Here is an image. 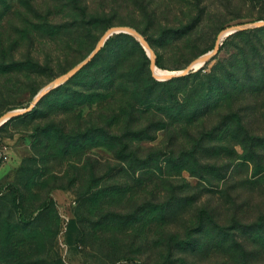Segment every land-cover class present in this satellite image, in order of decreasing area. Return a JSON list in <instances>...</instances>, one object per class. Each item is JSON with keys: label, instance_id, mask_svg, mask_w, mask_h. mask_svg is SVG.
<instances>
[{"label": "rangeland", "instance_id": "rangeland-1", "mask_svg": "<svg viewBox=\"0 0 264 264\" xmlns=\"http://www.w3.org/2000/svg\"><path fill=\"white\" fill-rule=\"evenodd\" d=\"M259 19L264 0H0V116L29 107L111 26L139 28L158 67L179 72L222 30ZM237 32L156 92L148 50L106 40L67 86L0 123V264H243L199 218L264 217V155L226 122L239 113L264 134V43ZM248 246V263L264 264V245Z\"/></svg>", "mask_w": 264, "mask_h": 264}, {"label": "trees", "instance_id": "trees-1", "mask_svg": "<svg viewBox=\"0 0 264 264\" xmlns=\"http://www.w3.org/2000/svg\"><path fill=\"white\" fill-rule=\"evenodd\" d=\"M74 1L77 2V0H74ZM134 27H136V26H134ZM137 29L139 30V28H137ZM139 31L142 32L141 30H139ZM262 31H264V25L259 26V27L239 30L237 33H247V35H251L253 33L257 39H255V38L250 39V43L252 45H255L257 42H259V43L263 42L264 43V37L261 34ZM121 36L130 37L137 45H139V47L141 48L142 51H145V48L140 43V41H138L132 34H128L126 32L115 33L114 35L110 36L107 39L106 43H109L111 40H114V39L121 37ZM255 41H256V43H255ZM94 59L95 58H93L88 63V65L90 63H92ZM156 62H157V64H160L158 59L156 60ZM201 70H202V68H200L196 72H190V73L184 74V75L173 76V77L166 79V80L157 79L156 77H154L153 74H150L149 76H147V81L149 82V87H150L151 92H152V91L157 90L156 88L159 85L168 84V83L173 82L175 80L186 79V78L190 77L192 74L199 73ZM119 77L121 79L124 78L123 74L119 75ZM145 79H146V77H145ZM113 82H114V79L111 78L107 81V84L105 83L106 85H103V87L104 88L108 87ZM68 83L69 82L66 81V82L62 83L61 85L55 87L54 89L63 88L65 86H67ZM142 91H144V89ZM155 92H154V94H155ZM150 96H151L150 98L152 100V103L159 102V97L157 95H150ZM176 96L177 95H175V97ZM43 98L39 102H41L43 100ZM83 100L84 101H81V102H85V97ZM198 108L199 107H197V109ZM197 111L198 110H195V113L193 114V118H191V121L193 119L195 120L196 116L198 115L196 113ZM126 113H129V112H126ZM231 114H234L235 116H232ZM186 116H188V115H186ZM233 117L234 118L236 117L235 119H238L239 124L243 127V129L246 132V137H245L246 145H244L245 148L249 152H252L254 155H256V157L260 158V156L264 155V149L261 145L262 144L261 142L264 140V134H261L259 131H256V132L251 131L249 128V125H248L249 121H243V119L241 118V115L239 113H236V114L234 112L230 113L229 117L227 118L228 120L226 122H228L230 120L232 121ZM183 118H185V117H183ZM196 120H197V118H196ZM139 132H140V130H136V131H134V134H136V136H137V134H139ZM15 201H18L17 195L15 197ZM205 216L209 217V219L212 221L214 230L216 231V234L220 238H223V240L224 239L229 240V245L231 244L232 247L236 246L237 248H239V251H240L242 257L246 261V262L244 261L243 264H250V263H248L249 260H246V258L249 257L250 254L253 253L254 249L249 247L248 244L254 243L257 245H264V217H261L260 219H258L256 221H252L250 223H245V222L241 221L240 219H237L236 217H234L230 224L229 223L228 224H220L216 219H214L213 214H211V212L207 208H202L200 210V215H199V218L201 219V221L206 220Z\"/></svg>", "mask_w": 264, "mask_h": 264}, {"label": "water", "instance_id": "water-1", "mask_svg": "<svg viewBox=\"0 0 264 264\" xmlns=\"http://www.w3.org/2000/svg\"><path fill=\"white\" fill-rule=\"evenodd\" d=\"M262 25H264V19H259V20L255 21L254 23H251V24L250 23H243V24H236V25H234L233 28L228 27L229 29L222 30L219 33L217 40H216V44L211 50H209L206 53L197 57L185 69H183L179 72L167 71L165 73H159L157 71L158 65L156 62V53L152 49L149 41L145 38V36L137 28L130 26V25H114V26H111L110 28H108L104 32V34L101 36L96 48L93 51H91V53L86 58L81 60L79 63H77L72 68H70L68 71L58 75L50 84L44 86L38 92V94L34 97L32 103L29 105V107L12 109V110L7 111L3 115H1L0 116V123H2L4 120H6L8 118L23 114L24 112L28 111L29 109H31L34 106L35 103L40 101L48 91H50L54 87L61 85L62 83H64L66 81L67 78H69L70 76H72L75 73H77L78 71H80L86 64H88L95 57L97 52H99V50L104 45L105 41L111 35H113L115 33L126 32V33H130V34H133L134 36H136L142 42L145 49H147L148 52L150 53V55L152 56L151 69H152L153 75L157 79L164 80V79H169L173 76L188 74V73L195 71V70L199 69L200 67H202L209 59H211L219 51L220 44L222 43V39H223L225 34H230V33H233V32L239 31V30L247 29L249 27H256V26H262Z\"/></svg>", "mask_w": 264, "mask_h": 264}, {"label": "bare ground", "instance_id": "bare-ground-1", "mask_svg": "<svg viewBox=\"0 0 264 264\" xmlns=\"http://www.w3.org/2000/svg\"><path fill=\"white\" fill-rule=\"evenodd\" d=\"M157 71L159 72V73H165V72H167V70L166 69H162V68H157ZM169 71V70H168Z\"/></svg>", "mask_w": 264, "mask_h": 264}]
</instances>
